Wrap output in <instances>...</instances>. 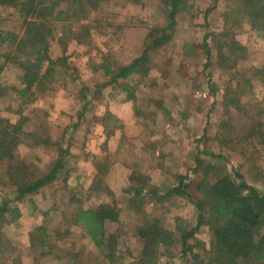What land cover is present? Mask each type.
<instances>
[{
    "label": "rangeland",
    "instance_id": "rangeland-1",
    "mask_svg": "<svg viewBox=\"0 0 264 264\" xmlns=\"http://www.w3.org/2000/svg\"><path fill=\"white\" fill-rule=\"evenodd\" d=\"M163 7L160 0H96L86 6L85 18L79 22L88 32V38L79 43L69 35L68 23H57L51 56L59 57L65 49L70 69L30 102L15 93L19 82L14 66L9 64L0 73V116L13 122L21 119L25 132L47 135L55 143L61 141L63 148L70 146L65 182L61 178L56 185L17 202L20 218L5 220L0 229L4 240L0 243V264H108L83 231L70 224L69 218H62L69 191L80 192L69 211L100 203L120 210L119 222L108 225L107 233H118L123 254L119 262H132L140 251L135 228L144 220L142 214L126 207L124 191L132 172L148 175L151 184L159 188L153 203L146 206V214L160 218L178 240L176 230L194 227L197 213L186 198L167 197L166 191L179 175H187L189 190L195 194V186L211 160L203 152L226 159L216 162L208 175L210 182L236 170L264 192V84L251 75L253 68L264 67V31L253 29L245 9L236 10L240 8L238 1L186 0L176 17L171 40L150 54L148 75L103 86L108 78L99 64L128 63L137 57L148 34L166 25ZM233 12L237 21L230 37L246 53L233 70L227 71L216 63L214 46L224 28V16ZM21 22L14 9L0 13L3 30L20 33ZM206 34L212 62L205 72ZM60 38L65 45H59ZM125 84L130 95L123 90ZM232 99L240 105H230ZM107 114L112 115L107 125L113 132L105 140L101 125ZM32 143L22 139L17 152L40 171L47 170L57 147H34ZM94 156L105 160L109 171L104 183L111 194L106 189L100 196L86 192L95 174ZM195 158L204 162L197 173L191 172ZM5 167L6 163L0 164V202L12 197L11 188L6 187ZM37 227L48 229L51 235L45 250L37 249L32 239ZM196 238L207 249L211 241L208 227H201ZM178 247L176 243L161 250L157 264H180ZM201 253L205 260V252Z\"/></svg>",
    "mask_w": 264,
    "mask_h": 264
},
{
    "label": "trees",
    "instance_id": "trees-1",
    "mask_svg": "<svg viewBox=\"0 0 264 264\" xmlns=\"http://www.w3.org/2000/svg\"><path fill=\"white\" fill-rule=\"evenodd\" d=\"M95 1L0 0V13L4 9H14L22 21L20 33L3 30L0 27V48H4L0 51V73L9 64L17 69L19 86L15 88V93L19 99L30 102L37 93L47 88V84L57 81L62 74L68 72L70 59L65 49L59 57L51 56V46L56 39L55 26L57 23H68L69 35L78 43L83 42V38H88V32L79 22L85 18L86 6ZM160 1L164 5L166 25L154 28L148 34L144 49L131 62L99 64L104 77L108 78L103 86L118 85L120 81H126L135 75L142 77L148 75L150 54L171 40L176 17L182 12L183 3H186V0ZM213 1L217 3L219 0ZM236 1L240 7L236 10L241 11L243 8L247 11L253 29L264 31V0ZM236 21L234 12L224 16V28L219 33L220 36L217 35L214 46L217 51L216 63L227 71L233 70L235 64L245 58L246 53L245 48L234 37H230L229 32ZM57 42L59 45H65L62 38ZM203 42L205 56L203 68L206 72L212 62L208 34L205 35ZM228 62L229 65L224 67ZM251 75L253 78L263 80L261 82L264 84V67L253 68ZM206 76L210 82V74L207 73ZM129 88V85L123 86V90L130 95ZM229 104L239 106L240 101L232 99ZM83 110H86V105L83 106ZM111 119H113L111 114L102 118L101 126L105 140L112 134L110 132H113L107 125ZM22 139L33 141L34 147L50 145L57 147L56 156L47 170L40 171L33 163L20 156L17 150ZM69 149L68 144L63 148L61 141L55 143V140L47 135L25 132L21 119L13 122L0 116V164L6 163V187L12 190V197L4 198L0 202L2 224L0 229L8 217L12 222L20 218V210L15 205L17 202L46 187L56 185L61 178H64L65 182L66 176L68 177L65 167L68 164ZM203 154L210 156L211 163L205 166V176L195 186V194L189 190L187 175H179L177 182L166 191L167 197L186 198L197 213L194 227L190 229L179 227L176 230L180 234L178 240L174 239V232L167 229L160 218L149 217L146 214L145 210L148 209L146 206L153 203L152 200L158 195L159 188L151 184L148 175H138L136 172L130 174L129 185L124 191L127 197L126 207L129 211L142 214L144 217L142 224L135 228L140 251L132 262H125L123 259L119 262L123 254L119 249L118 233H107L108 225L119 222L120 210L115 205L100 203L93 208L76 207L69 211L70 204L80 194L77 191H69L66 207L62 209L65 210L62 218H69L70 224L79 227L108 264H157L161 250L170 249L176 243L179 245L180 264H264V192H259L247 182L241 172L236 170L210 182L208 175L215 169L216 162L223 160L225 162L226 159L219 154L208 152ZM94 157L95 174L86 192H90L92 196H100L101 191L106 189L111 194L104 183L109 171L107 166L104 167L105 160ZM203 165L201 159L195 158L191 172L197 173ZM203 226L208 227L211 233L210 246H207V249L205 244L196 238V234ZM33 233L31 236L35 240L36 248L45 250L51 238L48 229L37 227ZM3 241L0 232V243ZM201 252H205V260ZM40 254L43 256L46 253Z\"/></svg>",
    "mask_w": 264,
    "mask_h": 264
},
{
    "label": "crops",
    "instance_id": "crops-1",
    "mask_svg": "<svg viewBox=\"0 0 264 264\" xmlns=\"http://www.w3.org/2000/svg\"><path fill=\"white\" fill-rule=\"evenodd\" d=\"M102 133V132H101ZM105 137V136H104Z\"/></svg>",
    "mask_w": 264,
    "mask_h": 264
}]
</instances>
